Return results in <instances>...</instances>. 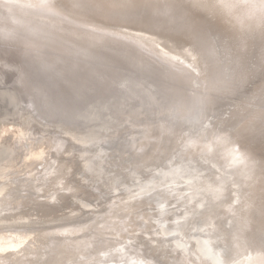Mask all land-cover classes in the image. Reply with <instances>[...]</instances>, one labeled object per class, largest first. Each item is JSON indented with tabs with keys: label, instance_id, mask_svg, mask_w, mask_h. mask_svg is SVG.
<instances>
[{
	"label": "bare ground",
	"instance_id": "bare-ground-1",
	"mask_svg": "<svg viewBox=\"0 0 264 264\" xmlns=\"http://www.w3.org/2000/svg\"><path fill=\"white\" fill-rule=\"evenodd\" d=\"M16 16L27 18L24 21L19 19L23 23L26 21L33 26L48 29L54 38L46 37L40 27V31L37 28L32 32L38 34V37H46L49 42L57 40L58 43L77 46L79 43L89 44V47L90 44L95 45L93 43L123 46L132 52H129L132 56L139 55L146 64L163 69L164 76L173 87L164 91L167 93L165 98L162 97L167 100L161 111H167V114L164 113L167 116L163 117V121H155L150 132L144 129L142 131L144 140H147L146 148L152 146V150L149 149L152 154L147 159L154 161V164L164 159L160 162L163 165L161 171H158L160 168L157 170L158 176L148 180L146 188L143 187L140 191L126 189L119 200H111L105 196L98 203L102 209L87 220H81L76 215L77 209L74 211L70 208L69 202L63 204L64 212L68 214L65 216L57 214V208L42 209V217L38 216L40 218H37V222H33L41 225L30 228L34 229L29 230L30 232L23 228L26 224L23 215L16 219L14 217L15 220L8 225H0V264H37L39 260L42 261V251L50 245L57 248L51 264H66L69 261L67 258L62 259L65 254L63 249L85 250L87 240L100 234V229L105 225L103 221L116 211L125 217L128 231L123 236L118 233L120 236H115L118 242L114 245L108 246L103 242L106 254L103 264L141 263L142 259L138 262L137 258L124 251L125 245L138 247L146 256L155 259V264H264V0H0V29L10 31L14 27L18 28L13 24ZM41 38H38V42L44 41ZM19 41L18 45L22 43L23 46V41ZM5 42L8 46L7 41ZM38 42H27L32 45L26 46V49H40L44 44ZM66 49L65 52L71 50ZM82 55L85 56L84 53ZM56 56L58 57L57 54ZM142 60L140 62L143 64ZM134 62L131 61V64ZM61 64L64 65L63 62ZM112 64L115 65L114 62ZM110 68L108 70L112 71ZM144 68L147 69L145 66ZM153 76L155 78L156 75ZM85 80L83 81L86 82ZM31 138V135L21 132L4 141L9 150L5 155L3 153L5 158L0 163V180L4 179L0 183V195L11 190L10 180L5 181L4 177L16 172L35 175L42 171V154L51 153V158H54L64 152L60 141L48 152L47 145L35 146L30 142ZM133 142H130V148L134 146ZM133 149L136 150L135 147ZM57 167L53 172L56 178L65 180L66 184L70 182V185L74 183L79 186L70 180L79 168L77 164L65 161ZM5 172L9 173L4 175ZM16 194L13 205L23 206L26 199L21 194ZM91 231L92 233L85 235ZM94 252L97 253L95 250Z\"/></svg>",
	"mask_w": 264,
	"mask_h": 264
},
{
	"label": "rangeland",
	"instance_id": "rangeland-1",
	"mask_svg": "<svg viewBox=\"0 0 264 264\" xmlns=\"http://www.w3.org/2000/svg\"><path fill=\"white\" fill-rule=\"evenodd\" d=\"M14 18H16V20L14 19L16 22L14 21L13 24H16V26H18V28L14 27V29H11L10 31H8V30L6 31V29H2V28L0 29V41L2 39V41H1L2 43L0 42V71H1V73H0V141H1L0 146H2V148L0 147V163L3 161V159L5 158L4 155L9 150V146H7L6 144L4 145V141L6 139H8V137L13 136V135L14 136L18 135L21 132L28 134V135H31L32 138H31L30 142L35 144V146H40V145L46 146L47 145L46 150L48 152L50 150H52L53 145L56 144L57 141H60L63 143L64 152L63 153L61 152L59 156H56L54 158H51V156H50L51 153H49L48 155H46L45 153L42 154L41 162L43 161V163H44V164L40 163V165L42 167V171H40L39 173H37L35 175H30V174L26 175V173L23 174V172H16L14 174L9 175L8 177H4V178H6L5 181L10 180L11 190L9 192L5 191L4 194L0 195V225H2V224L8 225V223L13 222L17 217H19L20 215H23V217L26 219V221H25L26 224L23 225V228L28 229L26 231L34 230V229H30V228H36L37 226L41 225V224L36 225V223H33V222H37V220H38L37 218H40L38 216H41L42 213L44 212L42 209L46 208V209L56 210V208H57V210L55 212L57 214H61V215L65 216L66 212H64L63 208L65 207L64 205L68 202H69L68 204H70V208H72L74 211H75V209H77L78 212L76 215L79 216L80 218H82L81 220H87V219H90L91 216H93V214L97 213L99 210L102 209L98 205V203L103 198H105V196H106V198H110L111 200H114V199L119 200V197H121V195L125 194L126 189H132V191H135V190L140 191L141 189L146 188L145 183L148 180H151L152 177L158 176V173L161 171L162 166H163L160 162H163V160H164L163 159V160L157 161V164L155 162V164H156L155 165L154 161L151 160L152 161L151 162L147 159L152 154V152L150 151V150H152V148H151L152 146L150 145L146 148V145H147L146 141L147 140H144V135H142L143 134L142 131L144 129L145 131L150 132L153 125L156 124L155 121H157V122L163 121V119L167 116V115H165V114H167V111H166V113L164 112L165 114L161 111L162 109H164L162 106H164L165 104H163V103L165 102V100H167V99H164L166 96V93H167L164 91H167L169 89V87H173V85H170L171 82L168 79H166V77L164 76L165 71H163V69L161 70L160 68H157L154 65L151 66L150 64H146L147 62L140 59L139 55L133 54L134 56H132V54L129 53V52H131L130 50L124 48L123 46L114 45L113 43H110V44L109 43H102V44L101 43H93L95 45L90 44V47H89V44H80L79 43L80 46L79 45L78 46L77 45H68L65 43L64 44L58 43L59 41H57V40L49 42V40H47L46 37L54 38V36H53V33L47 31L48 29H42L44 27L41 28V26H38V25L33 26L30 22H26V21L23 23L22 21L27 20V18H25V17L16 16ZM19 19H21L22 21L21 20L19 21ZM17 22H19V23L17 24ZM22 23L25 25H23ZM28 23H30V24H28ZM26 25H27V27H24ZM30 26H31V28H30ZM38 27H40V29H42L43 32H45L46 37L43 35V37H45V38L38 37V34L35 35L32 32L34 29H37ZM37 30L40 31L39 28ZM1 31H3L2 34H1ZM8 32L9 33L12 32V35H9ZM3 35H5V36H3ZM20 36L22 39L19 38ZM37 37L44 39V41L38 42ZM35 38H36V40H35ZM18 39L19 40L21 39V41H23V43L25 45L23 44V46H21L22 43H19V45H18V42H17V41H19ZM27 39L29 41H27ZM5 41H7L8 46H6ZM21 41H19V42H21ZM31 41L33 43L38 42L41 44L43 42V44L44 45L46 44V46L43 45L41 47L42 50H41V48L40 49L35 48V50H32V49H34V48H32V49H30L32 51H30V50H28L29 48L26 49V46L28 47L29 45H32V44L28 45V43H30ZM14 42H15V44H14ZM46 42H49V43L47 44ZM53 42H55V43H53ZM50 43H53V44L51 45ZM13 44H14V47H13ZM105 44H106L107 48H106ZM108 44L111 47H108L109 46ZM112 44H113V47H112ZM47 45H48V47H47ZM55 45L57 46V48H55L56 47ZM92 46H94V47L91 48ZM114 46H115V48H114ZM29 47H31V46H29ZM45 47H47V49ZM49 47L50 48L53 47L54 49L52 48L53 49L52 50ZM60 47H62L64 51ZM64 47H66L67 49H71L72 51L68 50L65 52L66 48L64 49ZM101 47H104L106 49L101 48ZM10 48H11V50H10ZM58 48H59V50H58ZM17 49H18V51H17ZM20 49H21V51H20ZM48 49H50L51 51L50 50L48 51ZM102 49H104V50L102 51ZM22 50H24V51H22ZM39 50H41V51H39ZM73 50H75L76 52H73ZM95 50H97V51H95ZM123 50H127L128 52H125ZM35 51H37V54L35 53ZM61 51H63V52H61ZM84 51H87L88 53L84 52ZM98 51H100V52H98ZM105 51L109 52V54H107ZM113 51L115 52L114 56H113V53H114ZM116 51H119L120 54ZM55 52H57V53H55ZM89 52L91 55L89 54ZM110 52H111L112 56H111ZM124 52L126 53L125 55L128 57H125V55H123ZM71 53H73L74 55ZM82 53H84V55L87 57H85L83 55L81 56ZM44 54H45V56H44ZM56 54L58 55V57L56 56ZM76 54H77V56L79 55L81 57H79V56L77 57ZM88 54L90 55V57L88 56ZM118 54L121 57L118 56ZM93 55H95V56H93ZM11 56L13 58H11ZM55 56H56L58 61L56 60ZM106 56L108 58L105 62ZM43 57H44V59H43ZM94 57H96V58H94ZM100 57L102 60L104 59L103 60L104 62L100 59ZM109 57L111 58V62H110ZM124 57L127 61L124 60ZM129 57H130V59H129ZM132 57H134L135 59ZM45 58H46V60H45ZM91 59H92V61H90ZM99 59L101 62L99 61ZM59 60L61 61V63L63 62L64 65H62ZM95 60H97V61H95ZM128 60L130 63L128 62ZM130 60L133 62L135 61V62L131 64ZM136 60H137V62H136ZM141 60L143 61V64L140 62ZM79 61H82V63ZM39 62H41V63H39ZM45 62H48V63H45ZM66 62H68V64ZM76 62L79 63V65H76L77 68L75 66V64H77ZM88 62L89 63L93 62V63L89 64ZM113 62L117 68L115 67V65L112 64ZM138 62H140V64ZM50 63H52V64H50ZM107 63H109V65ZM126 63H127V65L128 64L129 65L127 66ZM84 64H87V65H84ZM88 64L90 65V67L88 66ZM40 65L43 68H40L41 67ZM59 65H60V67H59ZM100 65H102V67H99ZM50 66H52V67H50ZM92 66H93V69H92ZM106 66L111 67L112 71L108 70L109 67L107 68ZM134 66L135 67L137 66L136 69ZM144 66L147 69L144 68L145 69L144 70L143 69ZM4 67H6V68H4ZM33 67H35V68H33ZM72 67L73 68L75 67V68L73 69ZM81 67H84L85 69L81 68ZM94 67H96L97 69ZM98 67H99V70H102V72L98 70ZM150 67H152V68H150ZM57 68H61V69H57ZM78 68H80V69H78ZM81 69H84V70L81 71ZM121 69H122V71H120ZM133 69L135 72L133 71ZM158 69H160L161 72H160V70L158 71ZM36 70H38V71H36ZM58 70L60 71V73ZM63 70H64V72H63ZM4 71H5V74H4ZM79 71H81V72H79ZM83 71H86V72L83 73ZM113 71H115V72H113ZM130 71H132V72H130ZM72 72H74L75 74ZM87 72H88V74H87ZM139 72H141L142 74ZM155 72L156 73L158 72V74H156ZM160 73L161 74L164 73V74L159 76ZM19 74H20V76H19ZM84 74H87V75L84 76ZM105 74L106 75L108 74L107 77H105L106 76ZM16 75H18V76H16ZM153 75H156L157 77L155 76V78H154ZM13 76H14V78H12ZM63 76H64V78H62ZM85 77H87L86 80H85ZM161 77H163V78H161ZM15 78H17V79H15ZM82 78H84V79H82ZM104 78H106V79H104ZM116 78H118V80H116ZM144 78H146V79H144ZM150 79H151V81H150ZM162 79H164V80H162ZM83 80H85L86 82H84ZM87 80H89V82ZM157 80H159V81H157ZM57 81H59V82H57ZM8 83H9V85H8ZM10 83H11V85H10ZM61 83H62V85H61ZM163 83H164V85H163ZM165 84L166 85L168 84V85L166 86ZM109 85H111V86L109 87ZM7 86H9V87H7ZM115 88H117V89H115ZM153 88H154V90H153ZM63 89H64V91H63ZM54 90H55V92H54ZM151 91L153 93H151ZM160 93H162V94H160ZM56 96H58V97H56ZM153 97H154V99H153ZM162 97H164V98L162 99ZM150 98H152V99H150ZM160 99H162V100H160ZM168 99H169V96H168ZM227 100H225V101H227ZM156 101H159V102H156ZM138 102H139V104H138ZM160 103H161V105H159ZM157 105L160 107H158ZM220 105L223 106L225 104H220ZM134 108H136L135 111H134ZM136 111H137V113H136ZM140 111H141V113H140ZM163 111H165V110H163ZM28 112H29V114H28ZM158 112H161V113H158ZM138 113H140V115ZM25 114H27V117ZM137 116H139V117H137ZM143 116H144V118H143ZM31 117H33V118L31 119ZM148 117H150L151 120L148 119ZM19 118H21V119H19ZM130 119H132V120H130ZM158 119H160V120H158ZM119 120H120V122H119ZM152 121H153V123H152ZM122 122H124V123H122ZM139 122H140V125H139ZM133 123H135V124L133 125ZM147 123H150V124H147ZM129 124H130V126L128 128ZM145 124L149 125V126H146ZM131 125H133V126H131ZM141 125H143V128L141 127ZM144 125H145V127H144ZM124 127H126V129ZM139 127H140V130H138ZM32 128H33V131H32ZM132 128H134V131ZM20 129H22V130H20ZM117 130H118V132L120 130H123V131H125V133L123 131H120L118 134ZM115 131H116V134H115ZM106 132H108L109 134ZM126 133H128V134H126ZM33 134H34V136H33ZM120 134H122V135H120ZM122 136H124V137H122ZM100 139L104 140V141L101 142ZM99 140L101 143L99 142ZM129 141L130 142L134 141L133 142L134 146H132V148H130L131 145H129V144H131V143ZM122 144H124V145L122 146ZM114 145H116L115 146L116 148L114 147ZM3 146L5 148H3ZM103 146H105V147H103ZM73 147H75V148H73ZM134 147L137 151L136 150L134 151V149H133ZM74 149H76V150H74ZM111 149H113L114 151ZM120 149L122 151H119ZM129 150H131V151H129ZM67 152H68V154H66ZM3 153H4V155H3ZM125 153H126V156H125ZM136 155L138 157L139 156H141V157L136 158L137 157ZM153 157L155 158V156H153ZM160 157H161V155H160ZM144 158H145V160H144ZM65 161H68V162L71 161L72 163L74 162L75 164L78 165L79 168L77 169L76 172H74V174L71 176L70 180L75 182L76 184H79V186H75L74 183L70 185V182L68 184H66L65 180H59V178H56V176L53 175L54 174L53 172H55V170L58 168L57 166H59L60 164H62V162H65ZM46 162H48V163H46ZM145 162H146V164H145ZM111 164H113V165H111ZM136 168H138V170ZM139 168H141L140 169L141 171L139 170ZM158 168H160V169L158 170ZM115 170L118 173H116ZM157 170L159 172H157ZM120 171H122V173ZM7 173H9V172H5L4 175ZM133 175H135V176H133ZM42 176L43 177L45 176V177L42 178ZM129 176H130V178H128ZM17 178H19V179L16 182ZM3 180L4 179H1L0 183H2ZM124 180H126V181H124ZM120 181H122V182H120ZM117 183H119V185ZM123 185L125 186V188ZM107 188L109 189V191H107L108 190ZM16 193L21 194L26 199L25 204L23 206L13 205V202H14L15 197L17 195ZM121 214H123V212H121ZM66 215H68V214H66ZM14 217H15V219H14ZM11 218H12V220H11ZM110 218H111V220L108 221V219H110ZM103 222H105V225H103L102 228L100 229V232L102 234L97 233L95 235V237H92V239H88L87 240L88 246L85 248V250H81L80 248L77 251H73L72 248L63 249V251H64L63 253H65V254L63 255L62 259L67 258L66 260L69 261L66 264H103V263H105L104 258L106 256V254H105V251L103 250V247L105 245H102L105 243H103V242L105 241L108 244V246L116 244V241L118 242V240H115L116 237L120 236V234L122 236L127 234L128 222L126 221V219L123 215H120L119 211H116L115 213L112 212V214L109 215V217L106 220H104ZM46 224H48V223H46ZM90 233H92V231L89 233H86L85 235L90 234ZM118 233H120V234H118ZM91 243L94 245H92ZM125 246L126 247H125L124 251L131 254V256L133 258L134 257L137 258L138 262L142 259V262L141 263L139 262L138 264H155V259H152V258H149L148 256H146L140 249H138V247L134 246L133 248H131L130 245L129 246L125 245ZM92 248H93V250H92ZM56 250H57V248L55 246H52V245L46 247L41 253L42 261L39 260L38 263L39 264H51V263H53L55 255H56L55 254ZM94 250L97 253H95ZM77 252L79 255L77 254ZM79 252H81V253H79ZM91 253H93V254H91ZM95 254L97 255V257ZM76 260H78V261H76ZM98 261L100 263H98Z\"/></svg>",
	"mask_w": 264,
	"mask_h": 264
}]
</instances>
